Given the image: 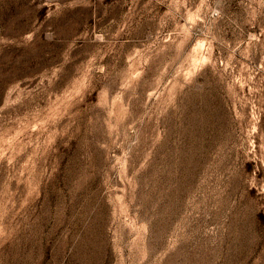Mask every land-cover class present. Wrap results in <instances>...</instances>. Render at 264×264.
Returning <instances> with one entry per match:
<instances>
[{
	"label": "rangeland",
	"instance_id": "374dc122",
	"mask_svg": "<svg viewBox=\"0 0 264 264\" xmlns=\"http://www.w3.org/2000/svg\"><path fill=\"white\" fill-rule=\"evenodd\" d=\"M0 264H264V0H0Z\"/></svg>",
	"mask_w": 264,
	"mask_h": 264
}]
</instances>
